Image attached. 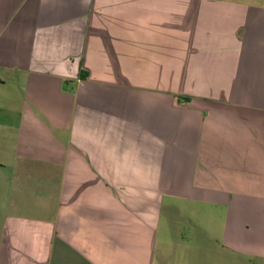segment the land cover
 <instances>
[{
    "label": "crops",
    "instance_id": "crops-1",
    "mask_svg": "<svg viewBox=\"0 0 264 264\" xmlns=\"http://www.w3.org/2000/svg\"><path fill=\"white\" fill-rule=\"evenodd\" d=\"M214 215L264 259V0H0V264H169Z\"/></svg>",
    "mask_w": 264,
    "mask_h": 264
},
{
    "label": "rangeland",
    "instance_id": "rangeland-1",
    "mask_svg": "<svg viewBox=\"0 0 264 264\" xmlns=\"http://www.w3.org/2000/svg\"><path fill=\"white\" fill-rule=\"evenodd\" d=\"M177 219L178 236L173 247L171 240H167L165 250L174 254L169 264H264V259L251 258L221 252L216 238L220 235L223 224L217 215L205 218L203 221L199 216L193 218L194 224ZM201 222V223H199ZM214 240V241H213Z\"/></svg>",
    "mask_w": 264,
    "mask_h": 264
}]
</instances>
